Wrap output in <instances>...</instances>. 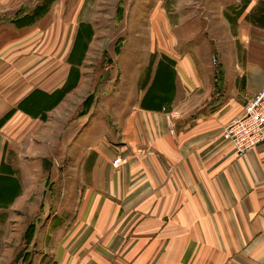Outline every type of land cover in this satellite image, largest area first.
<instances>
[{
  "label": "crops",
  "instance_id": "obj_1",
  "mask_svg": "<svg viewBox=\"0 0 264 264\" xmlns=\"http://www.w3.org/2000/svg\"><path fill=\"white\" fill-rule=\"evenodd\" d=\"M215 1L216 26L202 15L195 34L150 50L174 60L167 108H141L148 57L134 61L133 104L132 93L108 100L118 76H102L89 110L65 117L88 76L81 70L41 119L18 108L3 116L32 89L50 94L65 83L69 69L45 76L37 66L59 24L42 16L18 26L37 0H0V175L13 178L0 180V264L23 258L27 224L43 213L28 264H264V141L239 154L222 134L264 85V27L247 19L264 0H244L233 27L224 8L241 0ZM117 156L127 162L112 166Z\"/></svg>",
  "mask_w": 264,
  "mask_h": 264
},
{
  "label": "rangeland",
  "instance_id": "obj_2",
  "mask_svg": "<svg viewBox=\"0 0 264 264\" xmlns=\"http://www.w3.org/2000/svg\"><path fill=\"white\" fill-rule=\"evenodd\" d=\"M41 2L42 0H37L34 7L39 6ZM242 3L243 1L241 0L240 3L226 5L224 14H229L233 20L237 19L239 16L236 18L235 12L242 6ZM44 4L47 7L42 16H47L45 17L47 21L53 18L59 25L53 35L49 34L43 39V46L39 49L44 53V58L43 62H37V66L39 67L43 63L45 76L51 71H58L62 75L70 68L71 60L76 59L78 54H81V62L76 68L79 70V74L82 70L83 73L88 75L78 87L79 89L74 91L64 103L69 104L64 108L65 117L73 109H75L76 113L81 111L83 104L91 95H94L95 98L94 87L96 85L98 89L96 81L99 82L102 76L105 79L106 76H109V79L112 80L118 76L117 80L112 81L111 87L108 88L111 94L107 98L108 100H111L113 104H121L126 95L132 93L131 104H133L135 100V91L133 92L134 64L137 61H140V64L144 63L148 57V62H150L153 56L158 61L164 55H158L157 52L150 53L154 43L157 45L159 41L165 42L167 37L178 38L182 36L181 34L185 35L187 32L189 35L195 34L198 28L196 19L202 17V15L206 16L205 19H208L213 26H216L219 22L216 17L218 14L215 13V9L218 6L215 0H44ZM205 5L208 7H205ZM204 8L207 10L205 11ZM186 20L189 22L187 24L188 27L180 28V24ZM81 25L90 26L92 31V35L83 50L81 48L77 49V47L74 49L75 37ZM215 32L216 34H222L223 30L222 28H217ZM206 35L211 37L212 34ZM50 36H53V38ZM56 41L59 43H56ZM27 51L29 53L26 54L30 55L34 53L35 48L29 46ZM56 54L58 55L57 58H52ZM209 55L210 57L212 55V58L215 57L211 52ZM112 57H117L120 60L119 73L117 75H115L116 70L113 71V65L110 66ZM145 69L143 70L144 72ZM78 82L79 79L57 103L48 107V109L42 110L50 111L67 93L79 85ZM165 84L168 87V83ZM63 85L57 89H60ZM35 90L37 88L29 91L23 99L27 98ZM23 99L19 100L12 109L8 110L3 118L11 115L17 108L21 109L20 103ZM68 107L69 109H67ZM141 108L148 110V108L142 106ZM172 111L170 113L167 112L169 120L174 117ZM22 112L29 116L33 115L24 109H22ZM44 116H41V119ZM170 130L172 131L173 128ZM117 157L120 158V161L114 163L115 157L111 161L112 166H119V164L127 162V158ZM44 215V213L42 215L38 214L29 221V224L34 223L36 230L37 223L42 221ZM32 253L33 247L30 242H27L20 253L23 258L19 257L13 264H28Z\"/></svg>",
  "mask_w": 264,
  "mask_h": 264
},
{
  "label": "trees",
  "instance_id": "obj_3",
  "mask_svg": "<svg viewBox=\"0 0 264 264\" xmlns=\"http://www.w3.org/2000/svg\"><path fill=\"white\" fill-rule=\"evenodd\" d=\"M46 7L47 6L46 4H44V0H42L39 6H35L31 11L16 17L14 20L15 24L18 26H25L33 23L38 17L44 14V12L46 11ZM243 8L244 0L242 6L237 9L238 11L235 12L236 18L241 14ZM225 15L227 19L231 22V24L234 25L237 19L233 20L227 13H225ZM247 19L254 25L264 27V2L259 3L256 10L251 12L247 16ZM80 27L81 28H79V31L75 37L74 49H76L77 47V49L81 48V50H83L92 35V31L90 26L88 27L81 25ZM154 59V56L151 57L144 74L139 80V85L141 88H145L150 82L141 99V106L148 109H160L161 107L167 108L166 105L169 104L172 100L175 91V71L173 67L174 60H172L166 55H162L161 58L157 61L154 73L151 76V70ZM71 62L72 64L69 68L66 81L60 89H57L50 94L37 89L27 98L23 99V101L20 103V108L26 110L27 112L33 115L44 116L45 112H41L42 109H47L48 107L57 103L63 97L65 92L77 83L80 74L76 66L79 65L81 62V54H78L77 58L72 59ZM165 83H168V87H166ZM93 99L94 95H91V97H89V99L83 104L82 110L80 111L79 115H83L89 110ZM2 179L6 181L13 180V178L11 177L0 175V180ZM34 231L35 224H29L25 231V238L27 242H30Z\"/></svg>",
  "mask_w": 264,
  "mask_h": 264
},
{
  "label": "built area",
  "instance_id": "obj_4",
  "mask_svg": "<svg viewBox=\"0 0 264 264\" xmlns=\"http://www.w3.org/2000/svg\"><path fill=\"white\" fill-rule=\"evenodd\" d=\"M216 64V58H212ZM222 134L242 153L264 141V85L244 104L243 112L231 118L223 127ZM120 161L119 157L114 163Z\"/></svg>",
  "mask_w": 264,
  "mask_h": 264
}]
</instances>
